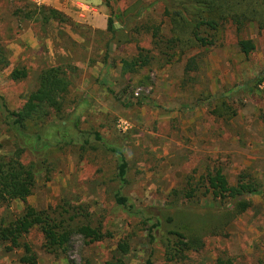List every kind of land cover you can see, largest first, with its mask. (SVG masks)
Wrapping results in <instances>:
<instances>
[{"label":"rangeland","instance_id":"obj_1","mask_svg":"<svg viewBox=\"0 0 264 264\" xmlns=\"http://www.w3.org/2000/svg\"><path fill=\"white\" fill-rule=\"evenodd\" d=\"M108 1L109 7L103 5L115 28L125 31V14L141 12L135 26L154 20L163 25L162 34L170 37V24L162 17L161 4H153L154 0ZM47 2L41 6L49 7ZM32 5L27 0H0V50L9 60L8 67L0 72V94L8 106L15 110L23 105L35 88L42 66L75 67L68 103L73 104L82 94L91 96L84 126L100 132L108 144L122 147L129 165L124 194L138 208L159 209L175 201L172 191L184 194L188 179L197 181L207 169H222L232 185L242 173L261 181L262 193L251 197V208L237 218L198 209V200L203 207L211 203L208 198L198 199V192L194 201H181L183 209L165 211L162 216L168 227L199 231L206 236L203 251L192 254L185 264H216L218 260L264 264V87L254 95L237 90L242 82L264 69V31L254 24L246 29V36L255 44L249 59L239 55L236 45L230 42L206 54L197 76L186 82L184 62L198 54V50H192L183 61L153 70L151 85L139 87L132 94L131 76H121V61L135 56L140 48H152L144 30L136 36L123 31L108 43V33L84 30L88 28L85 24L72 19L73 27L51 23L42 29L22 17ZM78 34L90 39V50L74 42L72 37L80 40ZM17 66L25 67L28 76L15 83L9 75ZM221 99L235 111L233 118H217L212 113ZM12 151L0 125V156ZM55 160L50 180H38L32 196L25 203L16 201L8 210H0V219L20 215L26 205L37 210L64 201L87 205L93 221L101 224L103 233H111V239L86 245L75 237L58 258L44 251L43 237L36 230L23 241L35 255L36 264H102L111 258L133 223L113 210L112 193L117 186L112 181L113 161L105 150L89 153L83 159L68 150L58 153ZM146 250L144 234L139 233L124 259L128 264H145ZM22 256V250L5 252L0 245V264H22ZM153 261L164 262L161 245L155 247Z\"/></svg>","mask_w":264,"mask_h":264},{"label":"trees","instance_id":"obj_2","mask_svg":"<svg viewBox=\"0 0 264 264\" xmlns=\"http://www.w3.org/2000/svg\"><path fill=\"white\" fill-rule=\"evenodd\" d=\"M103 2L109 7L108 0ZM153 4L163 6L162 17L169 21L170 37L162 34L163 25L154 20L135 26L141 12L125 14V31L136 36L140 30H144L152 46L148 50L140 48L135 56L121 61V76H131L129 89L132 94L139 87L151 85L150 74L153 70L183 61V57L192 50H198V54L184 62L186 82L197 76L199 64L206 54L230 42L236 45L239 55L249 59L255 51V44L246 36V29L254 24L259 31H264V0H154ZM32 6L22 17L39 24L42 29L51 23L74 26L69 17L56 9ZM123 31L122 28H115L111 18L107 20L106 33L110 35L108 43L118 39ZM1 50L0 72L9 65L8 58ZM75 71V67L70 64L42 66L37 74L35 88L23 105L15 110L8 106L0 94V125L4 127V133L13 148L11 154L0 156V210H8L16 201L25 203L32 196L38 180L48 182L55 170L58 153L73 150L83 159L89 153L105 150V154L113 161L112 181L117 184L112 193L113 210L133 223L130 224V232L118 241L111 258L102 264H128L124 258L131 251V241L139 233L145 237V264H154V249L160 245L164 250L162 264H185L192 254L203 251L206 236L199 231L168 227L164 223L163 212L183 209L181 201H194L198 192V199L201 196L211 201L203 207L198 200V209L237 218L251 208L250 198L262 193V182L251 175L239 174L232 185L222 169L212 168L207 169L197 181L193 182V178H189L188 190L184 194L172 191L175 201L166 206L159 209L136 207L124 194L129 165L122 147L108 144L100 132L84 126L85 116L92 103L91 96L82 94L73 104L68 103L71 75ZM27 76V69L17 66L11 71L9 79L17 83ZM262 87L264 69L242 82L237 90L254 95ZM212 113L217 118L228 119L236 115L222 99L220 106ZM93 218L89 207L84 204L74 205L64 201L44 210L26 205L18 216L1 217L0 245L5 252L22 250L20 263L36 264L35 255L23 241L36 230L43 237L44 251L58 258L65 254L75 237L81 238L86 245L113 237L109 232L103 233L101 224L94 222ZM216 264L229 263L218 260Z\"/></svg>","mask_w":264,"mask_h":264},{"label":"crops","instance_id":"obj_3","mask_svg":"<svg viewBox=\"0 0 264 264\" xmlns=\"http://www.w3.org/2000/svg\"><path fill=\"white\" fill-rule=\"evenodd\" d=\"M47 5L65 14L76 23L85 24L88 28L84 30L106 32L108 12L103 5V0H48ZM78 35L80 40L72 37L74 42L90 50L92 44L90 39H84L80 34Z\"/></svg>","mask_w":264,"mask_h":264},{"label":"built area","instance_id":"obj_4","mask_svg":"<svg viewBox=\"0 0 264 264\" xmlns=\"http://www.w3.org/2000/svg\"><path fill=\"white\" fill-rule=\"evenodd\" d=\"M44 1L46 0H27L28 3L34 4L35 6H41ZM135 96H138V94L135 93Z\"/></svg>","mask_w":264,"mask_h":264}]
</instances>
